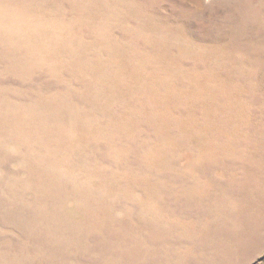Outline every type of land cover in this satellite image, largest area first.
<instances>
[{
  "label": "rangeland",
  "instance_id": "374dc122",
  "mask_svg": "<svg viewBox=\"0 0 264 264\" xmlns=\"http://www.w3.org/2000/svg\"><path fill=\"white\" fill-rule=\"evenodd\" d=\"M0 264H264V0H0Z\"/></svg>",
  "mask_w": 264,
  "mask_h": 264
},
{
  "label": "bare ground",
  "instance_id": "6f19581e",
  "mask_svg": "<svg viewBox=\"0 0 264 264\" xmlns=\"http://www.w3.org/2000/svg\"><path fill=\"white\" fill-rule=\"evenodd\" d=\"M33 221V220H32ZM61 222V221H60ZM37 250V249H36Z\"/></svg>",
  "mask_w": 264,
  "mask_h": 264
}]
</instances>
